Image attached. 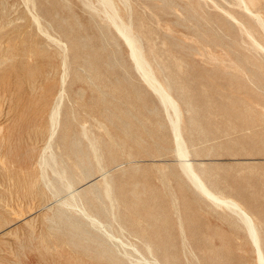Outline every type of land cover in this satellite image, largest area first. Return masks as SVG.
<instances>
[{"label": "rangeland", "instance_id": "1", "mask_svg": "<svg viewBox=\"0 0 264 264\" xmlns=\"http://www.w3.org/2000/svg\"><path fill=\"white\" fill-rule=\"evenodd\" d=\"M112 1L184 111L192 163L256 218L264 252V28L238 0ZM0 61V264H258L239 219L183 174L100 0H0ZM70 193L119 240L60 210Z\"/></svg>", "mask_w": 264, "mask_h": 264}, {"label": "bare ground", "instance_id": "2", "mask_svg": "<svg viewBox=\"0 0 264 264\" xmlns=\"http://www.w3.org/2000/svg\"><path fill=\"white\" fill-rule=\"evenodd\" d=\"M238 1H239L240 6L243 7L248 13L252 14L257 19L259 24L264 28L263 17L259 13L254 12L255 0H238ZM124 2H126V1L124 0ZM100 3H101V6H102V9H103L105 16L109 19L112 26L115 28V30L121 36V38L124 40V42L130 47L132 61L135 63L139 72L142 74L144 81L147 83L149 88L152 91H154L155 94L159 97L161 103L163 104V106L165 107V109L168 112V116L170 118L172 129H173V141L176 145V150H177L178 156L180 157V161H181L180 166H181V170H182L183 174L185 175V177L187 178V180L189 181L191 186L194 189H196L204 198H206L211 203L212 206H214L216 209L224 210L225 212L228 211L232 215L236 216L239 219V221L247 229L249 237L251 238L253 245L256 248V253H257V257H258V259H257L258 264H264V252H263L262 247H261L262 235H261L260 230H259L260 225L257 223L256 218L251 213H249L246 210V208L244 207V205H242L238 200L234 199L233 197L226 196L224 193H221V192H218V191L212 189L208 185L206 178L194 166V164L192 163V161L190 159V157H191L190 150H189L187 143H186V140L184 138V129H183L184 111H183L181 105L179 104L178 100L173 95L171 86L167 83H164V81H161L158 77L159 74L157 75V73H156V70H154L148 64V61L146 59L147 57L145 56L140 45L138 44V38L135 35L136 33L133 32L132 26L129 24H126L123 21V19L118 15V9H117L116 5L114 4V2L112 0H100ZM126 3H124V5ZM126 5H128V3ZM128 8H129V6H128ZM130 15H131V13H130ZM35 19L38 21L37 16L35 17ZM130 24H132V23H130ZM1 57H3V56H1ZM7 58H8L7 61H10L8 56H7ZM7 58H5V59H7ZM60 117H61V107H58L56 112L53 113V115L51 116L52 125L53 124L55 125L56 122H59ZM55 132H56V130H55ZM55 132H54V134H55ZM54 134L52 133V136H51L52 138H53ZM4 138H5V136H4ZM0 141H2V140H0ZM3 159H4V157H3ZM5 161H6V159H5ZM46 165H47V167L48 166L51 167V169L54 172V175L59 177L60 181H69L70 182V179L66 175L65 171L60 168V164L58 162L56 155L52 154V156H50L49 159L46 160ZM104 181L108 182L106 180V176H104ZM28 186H29V184H28ZM33 188H34V186L32 187V189ZM53 188L55 189L56 194L63 193L60 190V186H58V185L55 186V184H54ZM72 189L73 188H71L70 190H72ZM111 194H112V186L110 183H108L107 195L111 196ZM55 195H54V198H55ZM80 195H81L80 193H76V194L70 193L66 198H64L63 200H60V201H62V202H60L61 203L60 210L64 209V208H69V209L75 210L77 213H79L80 215L87 218L95 227L100 228V229L105 228V232L111 240H119L115 234H113L112 232H110L109 230L106 229L107 226H105V224L102 222V220L97 215V213H92L85 208L83 199ZM1 202H2V200H1ZM20 209H22V208H20ZM20 215H22V214H20ZM17 216H19V215H17ZM20 219H21V216H20ZM120 242L123 245H126L121 240H120ZM147 248H149V247L147 246ZM135 251L139 252L138 249H135ZM148 251H150V250H148ZM105 253H107V252H105ZM129 254L130 253L128 251H124V255L129 256ZM150 254H152V253H150ZM153 255L156 256L157 254L153 253ZM147 259L148 258L143 259V260L149 262L150 260L149 259L147 260ZM147 262H145V263H147ZM153 264H161V263L156 258H154Z\"/></svg>", "mask_w": 264, "mask_h": 264}]
</instances>
